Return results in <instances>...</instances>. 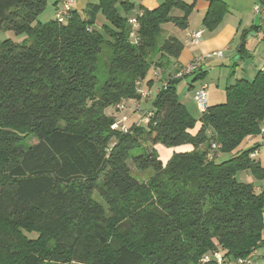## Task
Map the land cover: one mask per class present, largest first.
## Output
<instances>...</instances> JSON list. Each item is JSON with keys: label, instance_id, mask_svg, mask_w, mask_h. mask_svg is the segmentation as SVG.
Listing matches in <instances>:
<instances>
[{"label": "trees", "instance_id": "1", "mask_svg": "<svg viewBox=\"0 0 264 264\" xmlns=\"http://www.w3.org/2000/svg\"><path fill=\"white\" fill-rule=\"evenodd\" d=\"M196 1L139 7L135 42L129 2L120 5L126 15L118 1L100 0L72 10L65 24L35 25L48 0H0V30L27 35L0 42V264H218L216 252L227 263L264 248V167L252 157L260 146L240 149L262 135L264 72L237 80L224 103L198 118L180 101L173 77L157 93L148 124L124 133L112 129L118 119L107 113L142 98L138 83L153 66L178 60L184 43L162 40V25L188 28ZM207 1L204 24L213 31L227 10L221 0ZM176 8L183 17L172 16ZM99 13L108 24L97 29ZM103 55L108 76L100 82ZM203 77L201 69L191 85ZM32 136L38 142L25 145ZM157 144L193 150L166 164ZM222 154L232 156L218 162ZM128 160L153 169L151 182L140 185ZM240 171L262 185L239 181Z\"/></svg>", "mask_w": 264, "mask_h": 264}, {"label": "crops", "instance_id": "2", "mask_svg": "<svg viewBox=\"0 0 264 264\" xmlns=\"http://www.w3.org/2000/svg\"><path fill=\"white\" fill-rule=\"evenodd\" d=\"M57 0H54V8L56 9ZM100 0H74L73 10L79 12L86 9L89 4H98ZM118 1V9L121 14H124L123 9L120 7L121 3L129 2L135 6V9L129 13L128 18L137 19L141 15L139 7H144L147 10H153L158 8L165 0H116ZM226 7L227 13L219 22L220 24L213 31L206 28L204 24V18L208 12L209 2L207 0H197L193 13L189 16L188 19V28L182 29L178 25H175L171 22L163 24V33L162 36L169 37L173 36L175 38L181 39L184 43V50L178 60L171 59L174 63V74H169L168 77H164L163 74L167 71L165 68L161 74H157L158 70H161L158 67L153 66L155 69V77L162 78V87L168 81L167 79L174 77L178 72L190 64L193 60L200 59L202 61L201 69L204 73V79L206 77H217L218 85L227 87L232 86L237 80H250L252 81L256 75L262 71L264 72V36L260 35V30L264 21V0H221ZM186 4H192L195 0H183ZM259 5L262 10L261 12H255V7ZM101 13L98 14L96 24L99 20ZM126 15V14H124ZM172 16L183 17L184 12L176 8L172 11ZM104 24H108L104 15H102ZM139 26V25H138ZM96 27V25H95ZM133 28V27H132ZM196 32H202L201 41L199 43L195 42L192 38V34ZM222 52L223 55L220 56L218 53ZM170 60V61H171ZM172 62H170L171 64ZM185 78V77H184ZM181 78V79H184ZM202 79V81L204 80ZM155 80L149 79V76L142 81L141 90L144 91L146 96L141 98L139 101L130 100V102H125L124 104L128 105L130 111H134L131 108V105L139 102L141 115L143 118L144 115L152 109V101L150 100L154 87L156 86ZM152 82V84H149ZM205 82V81H204ZM195 82L191 85L188 83V92L192 103L195 104L197 110L196 114H201V109L194 100L195 91H189V88H193ZM205 86L207 85L204 84ZM203 86V85H202ZM201 87V86H200ZM199 87V88H200ZM147 89L149 90L147 92ZM161 89V88H160ZM158 89L156 94L159 92ZM224 89L218 90L216 93H212L207 90V105L214 106L219 105L225 96ZM147 101L145 106L147 109L144 110L143 102ZM117 112H120L118 110ZM133 113V112H132ZM119 119V118H118ZM125 119L132 120V122L137 123L139 121L138 115L136 116H126ZM138 119V120H137ZM121 120V119H119ZM137 120V121H136ZM133 123V124H134ZM140 123V122H138ZM201 123L198 122L194 130L191 131L194 135L200 129ZM246 143L243 150H248L249 148L260 146V148L252 154V157L259 161L262 165L264 162V136H250L242 144ZM242 146V145H241ZM193 147L190 145H182V147L172 148L170 151V157L174 153H179L182 151H191ZM257 185H262L260 182Z\"/></svg>", "mask_w": 264, "mask_h": 264}, {"label": "rangeland", "instance_id": "3", "mask_svg": "<svg viewBox=\"0 0 264 264\" xmlns=\"http://www.w3.org/2000/svg\"><path fill=\"white\" fill-rule=\"evenodd\" d=\"M53 2H54V0H48L47 7L38 16V20L34 23L35 25L38 24V23H48V22L54 21L56 19V17H55V8H54ZM102 19H103V17H102V15H100L99 20H98V22L96 24V28L97 29H100L102 23H104V21ZM163 38H164V35L161 36L162 40H163ZM26 39H27V35L26 34H18L17 32H13L12 30H6V29H1L0 30V42L6 41V40H11L14 43L15 42L19 43V42H23ZM106 57H107L106 55H103L101 57V62L98 65V69H99L98 70V79H99L100 82H103L108 76L107 69L103 67V63L105 62ZM171 62L172 63L168 65L167 71L165 72V74H163L164 77H168L169 74H174V70H175L174 69V65H173L174 62L172 60H171ZM158 68H160L161 71L164 70L163 66H160ZM154 73H155V69L152 68L150 73L148 74L149 79L153 78V80H155L154 82L156 84V86L154 87V90L152 92L151 98H150V100H153V101H154L155 97L157 96L156 91L158 89L162 88V82H161L162 78H161V76L160 77H155ZM194 76L195 75L192 74L191 76H187L184 79L179 78V79H176V81H175L176 92L178 93L180 101L192 113H195L197 108H196L195 104L192 103L191 97L189 95L190 92H188V83H192ZM206 83H207V85H206V91L205 92H207V90L209 89V91H211L212 93H216L221 88L224 89V91H225V86H220V88L217 87V85H218L217 77H212V76H211V78L207 77V79L205 77V79L203 81L202 80L196 81L194 86H193V88H189V91L193 92L196 88H199L200 86H202V85H204ZM148 91L149 90L147 89V92ZM225 94H226V91H225ZM126 101L130 102V99H127ZM153 101H152V103H153ZM225 101H226V95L224 96V100L221 103H224ZM142 105H143L144 110L147 109L145 107L146 105L148 107L147 101H144ZM115 108H116V106H112V108H109V109L107 108V113L110 114V115L114 114L117 117V119L119 118V119L123 120L125 125L128 126V127H131L134 122H132L131 119L130 120L125 119L126 116H136V115H138V119L140 118L138 122H140L142 120V118L140 117L141 111L140 112L139 111H137V112L130 111L129 110L130 108L128 107L127 104H126V107L124 108V110H120V112H117ZM194 116L197 117L198 115L197 116L194 115ZM88 120H89V118L88 119L86 118L85 121H81L78 124H76L77 127L79 128V130H85V128L87 127L88 122H89ZM116 122H117V120H116ZM138 122H137V124H138ZM37 142H38V140L35 137H33V136L25 138L24 141H23V143L25 145H33V144H35ZM246 145H247L246 143L242 144L240 149H244V146H246ZM155 148H156V150L158 152V155H159L160 159L167 164L169 162V159H170V151H171L172 148L164 147L161 144H157L155 146ZM230 156H232V154L219 155L217 157V161L218 162H223V160L229 159ZM128 166L130 168L131 176H133V178L140 185L150 183L151 179L154 178V176H155V171L153 169L140 170L139 167L136 165V163L132 162L131 160H128ZM262 166L264 167V162L262 163ZM237 178H238L239 181H241L243 183H248V184H251V183L257 184L258 183V180L255 178L254 174L251 171L250 172L249 171H240L237 174ZM95 198L101 204H105L107 210L111 209V205L110 204H106L105 200L102 199L98 194L95 196ZM120 205H121V203H120ZM30 236L32 238H36L37 237L36 234L30 235ZM217 254H220V253L216 252V256H217ZM205 262H210V260L209 261L205 260ZM46 264H77V263H71V262H65V263L51 262L50 263V262H47ZM250 264H264V248H262V249H260V250H258V251H256L254 253L253 257L251 258V263Z\"/></svg>", "mask_w": 264, "mask_h": 264}, {"label": "built area", "instance_id": "4", "mask_svg": "<svg viewBox=\"0 0 264 264\" xmlns=\"http://www.w3.org/2000/svg\"><path fill=\"white\" fill-rule=\"evenodd\" d=\"M57 5H56V9H55V17L56 20L58 21V23L60 24H65L68 22L69 18H70V13L73 10V4H74V0H57L56 1ZM262 8L257 5V7H255V12H261ZM129 24L132 28V33H131V38L136 42L137 39V30H138V21L135 19H131L129 20ZM260 35L264 36V21L260 30ZM201 34L202 32H196L193 33L191 36L194 39L195 42L199 43L201 41ZM220 56L223 55L222 52L218 53ZM202 61L200 59H196L193 60L190 64H188L186 67H184L183 69H181L177 75H175L173 77V79H179V78H184L187 76H191L192 74H196L201 70V65ZM161 70H158L157 74H161ZM141 85H142V81H140L138 83V92L141 94V97L144 98L146 96V94L144 93V91L141 90ZM206 91V86L203 85L200 88H198L195 91V95H194V100L196 101L197 105H199L200 109H201V113L205 112L207 110V92ZM126 107L125 104H120L116 106V109L118 110H124V108ZM131 108L137 112L140 110V104L139 102L135 103L134 105H131ZM151 117V112H148L144 115V117L142 118V120L140 121V123H138V125L140 124H148L149 123V118ZM112 129H119L121 131H123L124 133H127L128 131V126L125 125V123L123 122V120H118L117 122H115V124L113 125ZM262 135L264 136V128H262ZM215 258L217 259V263L218 264H250L251 263V259L247 258V259H243L241 258L240 260L237 261H233V262H227L225 263L222 259L221 254H215ZM206 261H209V258L205 259Z\"/></svg>", "mask_w": 264, "mask_h": 264}]
</instances>
